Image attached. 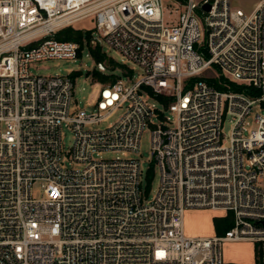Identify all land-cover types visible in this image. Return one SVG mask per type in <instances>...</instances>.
Masks as SVG:
<instances>
[{
  "label": "built area",
  "instance_id": "2783aa9c",
  "mask_svg": "<svg viewBox=\"0 0 264 264\" xmlns=\"http://www.w3.org/2000/svg\"><path fill=\"white\" fill-rule=\"evenodd\" d=\"M78 26L128 68L97 63L88 75L117 80L97 83L84 109L73 107L80 72L32 73L80 58L78 43L55 39ZM221 77L243 91L207 81ZM255 106L264 0L251 13L231 0H0V264H225L224 246L244 241L264 264V115L245 126ZM191 210L230 213L232 227L188 237Z\"/></svg>",
  "mask_w": 264,
  "mask_h": 264
},
{
  "label": "rangeland",
  "instance_id": "374dc122",
  "mask_svg": "<svg viewBox=\"0 0 264 264\" xmlns=\"http://www.w3.org/2000/svg\"><path fill=\"white\" fill-rule=\"evenodd\" d=\"M262 0H231L232 6L234 8L241 9L245 11L246 13H251L261 2ZM83 26H78L77 30L82 32ZM90 36V35H89ZM88 42V50L91 54L90 49L97 50L100 49V47L96 44H93L91 41V37L87 39ZM87 49H84L83 54L76 62L71 61H64V60H53L48 61L44 63H38L32 68V73L34 75L38 76H67L70 75L73 72H80V75L76 81V87H75V97H74V104L73 107L76 108L78 105L80 108H89L88 102L91 101L95 95L97 94V91L99 90V87L96 86L97 83L102 84H109L112 82V78L107 79L105 81H100L99 79L94 77V73H90L88 75V72L94 71L97 68V62L93 59L92 54L91 57L87 56L89 54ZM101 50V49H100ZM104 52L101 53L106 55L105 60L102 62L105 67L108 70L114 71L117 75L121 74H127L128 68H121V67H115L111 60L114 61V63L120 64L121 58L119 55L114 51L110 50L107 47H104ZM129 66L133 67L132 64L127 63ZM139 76V74H136ZM208 76H214L213 73H208ZM110 77H116L117 76H110ZM117 80V79H116ZM123 114V111L117 112L115 115H113L109 121H107L104 125L101 127H107L111 123L116 122L121 115ZM257 115H264V111L261 110L258 106H255L252 110L251 115L247 118L246 121V128L247 132L250 133L253 129L256 128L255 125V118ZM232 129V125L229 121L225 122L224 124V130L223 133L228 138L230 136ZM64 145L65 148H70L72 141H73V135L71 132L65 130L64 132ZM141 159L144 162V168L147 169L150 166L151 161V144H150V136L148 133H145L143 140H142V146H141ZM117 155L113 153H107L103 154L104 158L107 159H113ZM135 157V156H130ZM155 177L154 180L151 182V196L153 197L156 190L159 187V174L157 169H155ZM35 196L41 197V194L38 190L35 191ZM219 214L220 217H226L228 214L224 212H216ZM209 210H191L186 213L185 219H186V235L189 236V231H197V232H208L212 226H213V220L212 217H210ZM218 236V234H217ZM194 238V237H193ZM238 245V244H237ZM236 245V246H237ZM241 254L240 248H235L233 245L226 244L223 248V256H224V262L226 263L227 260L232 257L235 258L236 256Z\"/></svg>",
  "mask_w": 264,
  "mask_h": 264
},
{
  "label": "trees",
  "instance_id": "16d2710c",
  "mask_svg": "<svg viewBox=\"0 0 264 264\" xmlns=\"http://www.w3.org/2000/svg\"><path fill=\"white\" fill-rule=\"evenodd\" d=\"M89 38H90L89 35H84L81 31L76 30L74 28H67L59 32L55 37V39L58 41H72V42L78 43L81 47L79 51V57H81L82 51L84 50V40L89 39ZM90 51H91L93 59L97 63H102L105 60L106 55L102 54L100 49H97V50L90 49ZM111 62L113 63L115 67H121L124 69L126 68L124 65H119V64L116 65V63H114L113 60H111ZM94 77L99 79L102 82L107 79L112 78L111 83H114L117 79L116 77H107L100 73H94ZM207 81L210 85L214 86L216 89L220 91H228V90H232L236 92L243 91L242 87L236 84L230 83L222 77L221 78H210V79H207ZM154 177H155L154 173H151L149 175V181L152 182L154 180ZM232 222H233V218L230 213L228 214V216L223 217V218H217V217L214 218L213 223H214L216 233L218 235L225 234L232 227Z\"/></svg>",
  "mask_w": 264,
  "mask_h": 264
},
{
  "label": "crops",
  "instance_id": "0c3cea01",
  "mask_svg": "<svg viewBox=\"0 0 264 264\" xmlns=\"http://www.w3.org/2000/svg\"><path fill=\"white\" fill-rule=\"evenodd\" d=\"M209 212H210L209 215L210 217H212V220L216 217L222 218L219 216L218 213L214 211H209ZM185 226H186V219H185ZM189 236H192L194 238L217 236L214 223L212 228L208 232L189 231ZM228 244L233 245L235 248H240L241 254L236 256L235 258L230 257L225 264H257L255 246L251 242L244 241V242L228 243Z\"/></svg>",
  "mask_w": 264,
  "mask_h": 264
},
{
  "label": "water",
  "instance_id": "95a60500",
  "mask_svg": "<svg viewBox=\"0 0 264 264\" xmlns=\"http://www.w3.org/2000/svg\"><path fill=\"white\" fill-rule=\"evenodd\" d=\"M204 10L207 11V12H209L210 11V6H205L204 7Z\"/></svg>",
  "mask_w": 264,
  "mask_h": 264
}]
</instances>
